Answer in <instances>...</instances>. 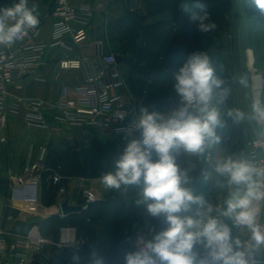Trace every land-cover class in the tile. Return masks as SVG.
<instances>
[{
    "label": "clouds",
    "instance_id": "obj_1",
    "mask_svg": "<svg viewBox=\"0 0 264 264\" xmlns=\"http://www.w3.org/2000/svg\"><path fill=\"white\" fill-rule=\"evenodd\" d=\"M264 15V0H250ZM203 9V4L197 3ZM185 11L190 9L185 6ZM191 22L199 31L215 28L206 12H192ZM35 6L28 0H18L11 7L0 8V45L11 46L22 40L28 30L39 25ZM173 88L180 104L167 116L141 107L130 125L141 132V139H131L115 161V170L99 177L106 189L143 183L142 203L147 214L163 218L166 230L142 246L126 252L124 264H257L255 254L264 247V229L257 223V202L264 201V168L241 157L228 156L217 162L215 172L226 178L225 188L232 189L224 207H214L203 196L194 194L187 170L176 162L173 152L182 149L192 155H202L211 143L219 142L217 128L222 125L220 112L211 106L215 89H221V102L228 95L224 81L215 75L206 53L194 52L174 73ZM245 83V81H241ZM254 119L264 123V101H254ZM228 115L239 121L244 113L229 110ZM116 117L123 121L124 112ZM153 153L156 159L153 160ZM196 206L195 215H187ZM213 213H216L215 215ZM231 220L233 227L250 232L247 241L234 239L232 228L221 218ZM197 246L207 252L201 259ZM99 264H103L101 260Z\"/></svg>",
    "mask_w": 264,
    "mask_h": 264
},
{
    "label": "crops",
    "instance_id": "obj_2",
    "mask_svg": "<svg viewBox=\"0 0 264 264\" xmlns=\"http://www.w3.org/2000/svg\"><path fill=\"white\" fill-rule=\"evenodd\" d=\"M150 0H70L71 3L81 5V4H91L94 9V19L89 27V35L94 40H103L104 51L113 52L116 55H120L123 59L120 63L117 64V68L123 73L126 82V95L127 102L130 106H144L147 107L144 102L146 99L147 91L141 92L139 90V96H135L134 89L129 87L128 80L129 78H142L143 75H139L138 72L131 73L130 64L140 63L141 65L152 63V62H161L164 61L161 57H155L151 54L146 53H134V52H122L119 47L121 45H125L129 38L126 36L127 26H124L122 23L126 18L131 17H140V22L148 26V29L151 27L152 33L155 34V39L158 43H161L162 32H164L165 28L162 25H159L158 22L173 13L172 7L163 6V3L159 0H154L156 4H159L157 7L150 8L148 6ZM236 1H233V8L236 10V14L239 17L236 23L229 26V29H226L225 32L231 37L230 38H216L212 41L209 39V35L204 37L201 31H193V27L196 26L191 22V14L194 12L193 9L189 8L188 4L185 2L182 10V14L185 15V18L188 19L187 15L190 14L189 17V27L187 25V31L185 34H182L181 40L184 41V45L186 49L194 51L195 45H200L202 47V53H206L210 59L211 66L214 69V72L224 73L227 72L226 81L229 85V93L233 96L234 108L233 110H239L244 113V118L237 121L235 119L227 118L226 113H222V130L227 126V119L233 120L236 124H239L241 127V138L239 143H241V151L235 157L246 158L248 152V141L254 136L257 128L258 122L254 119V113L252 110V102H251V88L248 80V73L246 67V61L244 59V51H242V47L249 48L248 50V62L250 64V68L252 71V80L254 82L255 78H261V75L257 73V70L254 66L255 60L259 58L257 56L254 45L252 41L245 40L239 38V33L242 31V16L248 15V13H253L251 11L254 8L250 4V0H244V6L241 7L240 4L236 5ZM18 2V0H10L8 5L4 3H0V8L11 7L14 3ZM56 0H28V6L31 8L35 6L36 14L39 17L40 25H41V38L50 43L52 40V23L54 18L52 16V11L55 6ZM162 4V5H161ZM240 5V6H239ZM187 6L190 11H185L184 8ZM207 10L199 11L196 9V13L203 14ZM139 15V16H138ZM120 24H122L120 26ZM198 29V27L196 26ZM154 29V30H153ZM199 30V29H198ZM129 32V30H128ZM177 28H175L174 33H170L168 35V45L169 42L173 40V38H177ZM198 32H201V38H197ZM156 33L160 35H156ZM225 33V34H226ZM206 34H208L206 32ZM238 35V37H237ZM139 43L142 37V32H138ZM167 36V34H165ZM146 45V43H144ZM264 46V44L262 45ZM95 54L94 50L90 51H81L75 49L72 52H67L61 48H49L45 55V63L41 66L42 78L34 79L31 77H26L22 83V85L13 90L14 96H17L23 100H49L54 101L57 97L64 91L66 86L80 85L83 84L91 73V69L88 64L83 66L78 70H63L59 66V61L66 57H74V56H93ZM126 58V59H124ZM187 60V59H186ZM162 63V62H161ZM215 66L217 67L215 71ZM139 75V76H138ZM216 75V74H215ZM245 81L242 83L241 81ZM215 92L213 94V99L211 101V106L215 107ZM149 109V108H148ZM16 126H23V124L27 127H35L30 124L27 119V107L25 103H19L11 107L10 110V118L9 124L6 128L0 127V154L2 151L1 143L6 145L9 142V135L15 134L14 124ZM39 128V127H37ZM89 127H82L76 129H85ZM75 130V129H74ZM48 131V130H47ZM48 132L61 134L64 131L57 130H49ZM72 131H69L71 133ZM222 137V136H221ZM6 138L5 141L3 139ZM230 138V136H228ZM222 148H218L217 151L207 152L203 154V160L205 164V172L207 176L206 182L203 181L201 183L196 184L195 186H189L194 191V194L203 196L205 200H207L214 207L223 208L224 201L231 194L232 189L225 188L224 185L226 183V178L218 175L215 172V165L217 162L223 160L225 157L222 153ZM192 166V165H191ZM43 173V172H42ZM42 173L39 182V200L42 201V204L45 209L48 210L49 218L57 217L63 223L58 228V233L56 236L46 235L50 237L54 242H61L62 240L74 239L78 242L75 247L78 252L69 253L65 252L64 249H60L57 246H51L43 249L40 252L35 253L36 256H47L51 262V264H99L102 260L103 264H124L123 257L126 252L134 251L136 248L134 246V238H135V229L139 225H143L149 229L153 230V236L163 230H166L168 225L164 222L163 218H153L144 213L141 214V221H137L133 224L132 230L126 232L123 228L121 230L113 227L112 221L114 219H123V217L128 216L127 212L124 210L118 211L114 207H112L111 202H118L121 204H125L126 207L129 208L130 205L133 204L134 196L127 193L128 185H122L120 189H106L104 185L100 182L99 177L89 178V177H69L66 182L61 183L57 182L54 184L55 196L52 205L45 206L43 203V187H42ZM59 174V172H54L51 175L53 178L54 174ZM62 177V176H61ZM62 179V178H61ZM12 185V184H11ZM10 185V189H11ZM61 188H64V192L61 191ZM86 191H91L97 197V201L94 204H90L88 207H84L81 212L64 215L61 210V206L64 203L65 199H69L70 205H84L85 204V193ZM11 192V191H10ZM100 201H105L106 204L103 206L99 203ZM18 209L20 210H36L38 211L37 205H29L25 202H17L16 203ZM92 205L93 208L89 207ZM259 208V215L257 218V223H259L264 229V201L257 202ZM36 206V207H35ZM197 211L196 206H193L191 212L186 213L187 215H195ZM0 213H6L3 209H0ZM93 216L94 219H98L100 222L96 224L95 227L98 229H102V227H110L115 228L114 232H106V236L108 240L114 239L113 241H108L107 246L98 252L97 250L92 253L90 260L85 261L84 254V246L86 243V237L79 233V227L69 221L73 215H76L74 219L82 218L84 215ZM214 215L216 213H213ZM127 215V216H126ZM140 215V214H139ZM140 219V218H139ZM225 223L232 228V233L234 239H239L240 241H247L250 237V232L247 228L244 227H233L231 220L227 218H221ZM17 220V218H12L11 220L7 219L5 221V226L7 228L12 227L13 222ZM25 220V219H23ZM89 220V219H88ZM107 220L108 223L105 225L103 222ZM28 223L31 221L25 220ZM33 224V223H30ZM119 226V225H117ZM99 230V231H100ZM103 231V230H101ZM43 233V232H42ZM152 236V237H153ZM151 237V239H152ZM198 256L201 254L207 253L205 249L200 246H197L194 249ZM256 256L258 259L264 261V247H261L257 250ZM159 264V262H158Z\"/></svg>",
    "mask_w": 264,
    "mask_h": 264
},
{
    "label": "built area",
    "instance_id": "obj_3",
    "mask_svg": "<svg viewBox=\"0 0 264 264\" xmlns=\"http://www.w3.org/2000/svg\"><path fill=\"white\" fill-rule=\"evenodd\" d=\"M52 16L54 21L50 43L41 38L39 23L36 28L28 30L22 40L11 46L0 45V127L8 126L11 107L25 103L29 123L46 131L62 132L89 127L116 137L141 136V132L132 129L130 125L138 117L140 108L144 106L128 104L126 82L123 73L117 68L116 54L104 51L103 40H94L90 37L89 27L94 19L91 4L77 5L70 0H56ZM54 47L67 52L75 49L83 52L94 50L95 54L90 57H66L59 61V66L63 70H78L88 64L91 73L87 80L80 85L66 86L54 101L23 100L14 96L13 90L20 87L26 77L42 78L41 66L45 63V55L49 48ZM252 94L253 100L258 101L253 85ZM118 112L126 114L125 120L121 121L116 117ZM161 114L167 116L169 112ZM5 140L6 138L3 139ZM247 145L246 159L255 167L264 168V123L258 124L254 136ZM46 169L43 157L28 162L19 176L13 180L10 189L12 201L37 205L41 173ZM61 178L57 173L53 175L55 183L60 182ZM61 191L64 192V188H61ZM96 201L95 194L86 191L84 207ZM7 219L11 220L12 217L0 213V264H51L47 256H36L35 253L51 246L64 249L78 244L73 238L54 242L34 224H30L23 235L13 233L5 226ZM134 234V246L138 248L142 246L141 241L151 239L153 230L139 225ZM206 257L207 253L200 256L201 259ZM255 259L257 264H264L256 254Z\"/></svg>",
    "mask_w": 264,
    "mask_h": 264
},
{
    "label": "trees",
    "instance_id": "obj_4",
    "mask_svg": "<svg viewBox=\"0 0 264 264\" xmlns=\"http://www.w3.org/2000/svg\"><path fill=\"white\" fill-rule=\"evenodd\" d=\"M163 3V6L172 7L173 13L165 16L162 18L158 24L162 25L165 28L164 32H162L161 37V43H158L155 39V34L152 33L151 27L148 29V26L145 24H142V20L140 22V19L137 17H131L126 18L125 21L122 23L124 26H127L126 29V36L129 38L127 43L125 45H121L119 49L122 52H134V53H146L151 54L155 57H161L164 61L161 62H152L147 63L144 65H141L139 62L133 64H130V71L138 72L139 75H143L142 78H129L130 83L132 84V88L134 90H139V86L141 90L147 91L146 99L144 104L148 106L150 111H157L160 113L163 112H169L168 110H171L177 106L179 103V96L177 94H174L171 89H167L165 86L168 83L174 82V73L179 69V67L182 66V64L186 61V59L194 52H196V48L194 47V51H191L189 49L185 48L184 41L181 40L182 34H185L187 31V25L189 27V17L190 14L187 15L188 19L185 18V15L182 14V10L184 7V3L186 2L189 6V8L193 9L194 12H196V9L199 11L201 10H207L209 14L211 13H217L220 11L224 6L223 0H159ZM4 3L8 5L10 0H0V3ZM200 3L203 4V9L197 8L196 4ZM159 4H156L154 0H150L148 6L150 8L157 7ZM162 5V4H161ZM120 24V26L122 25ZM175 28H177V38H173L171 42L168 43V35L170 33H174ZM129 30V32H128ZM154 30V29H153ZM142 32V37L140 39L139 43V36L138 32ZM193 31L196 33V31H199L196 26L193 27ZM167 34V36H165ZM199 37H201V32H198ZM156 35H160L156 33ZM203 35L206 36V32L203 33ZM200 39V38H199ZM146 43V45L144 44ZM126 59V58H124ZM217 67L215 66V71ZM138 75V76H139ZM130 84V85H131ZM143 84L144 86H141ZM227 98H229V92L227 95ZM227 102V101H226ZM231 103V101H230ZM180 104V103H179ZM227 127H225L224 131L226 135L230 133L231 131L235 132V136L238 137V141H240L241 138V127L239 124H236L233 120L228 121ZM238 132V134H237ZM118 153H122V148L118 149ZM181 149H178V151L173 152L174 156L176 157L177 164L182 168L187 170L188 175L190 177L191 183L189 186H195L198 183H201L203 181L206 182L207 176H206V170H205V164L203 160V154L201 157L198 155L197 157L191 158V154L184 153L182 151H179ZM153 156L156 157V154L153 153ZM111 159V158H110ZM154 159V158H153ZM112 159L109 160L107 163L96 165V162L94 159H90L88 161L87 166L84 165L82 159L80 157H73L67 166H60L59 163L52 159L47 158L46 159V166L47 169L43 171L42 173V187H43V203L45 206L52 205L54 201L55 196V190H54V184H53V178H51V175L54 172H59L62 176L61 183L66 182V180L69 177H89V178H95L102 176L103 174L114 171L115 168L111 167ZM192 165V166H191ZM197 186V185H196ZM142 190H143V184L139 185H128L127 187V193L134 196L133 204L128 207H126L125 204L111 202L112 207L117 209L118 211H126L128 210V216L123 217V219H114L112 221L113 227L117 228H123L124 231L129 232L132 230L133 224L137 221H141L142 216L141 214L144 213L146 215L147 212L145 211L144 205L142 203H138V201H142ZM102 206L106 204L105 201L99 202ZM94 204V203H93ZM93 208L92 205L89 207ZM140 214V215H139ZM76 215H73L71 219H68L77 227H79V233H81L83 236L86 237V243L84 246V254L85 261H89L90 257L93 252L96 250L99 252L102 249H104L108 241H113L114 239L108 240L106 236V232H114L115 228L110 227H102L101 231L96 226L97 223L100 221L98 219H94L93 216H90L88 214L84 215L82 218L74 219ZM149 216V215H148ZM140 218V219H139ZM89 219V220H88ZM58 221L59 226L63 223L59 218L57 217H51L47 220H44L43 223H54ZM105 225L108 223L107 220L103 222ZM119 225V226H117ZM58 226V228H59ZM118 231H120L121 229ZM87 229V230H86ZM100 230V231H99ZM43 234L48 235V233L41 230ZM58 233V229L56 230V233L54 236H56ZM98 247H101L98 249Z\"/></svg>",
    "mask_w": 264,
    "mask_h": 264
},
{
    "label": "rangeland",
    "instance_id": "obj_5",
    "mask_svg": "<svg viewBox=\"0 0 264 264\" xmlns=\"http://www.w3.org/2000/svg\"><path fill=\"white\" fill-rule=\"evenodd\" d=\"M223 1L224 6L220 11L214 14L208 13L210 21L215 24V28L212 31L207 32L208 34H206L209 35L211 43L218 37H227L232 39L234 36L230 37L227 34L228 32L226 33L225 30L229 29V26L236 23L240 17L236 14V10L232 7L234 4L233 1L235 0ZM238 4L243 7L244 0H237L236 5ZM251 11H253V13H248V15L242 16V31L239 33V38L243 41H252L254 45L253 48L255 49V51H257L256 55L259 56V58L255 60L254 66L257 70V73L261 75L264 81V46H262L264 44V15H261L255 8H252ZM197 38H201L199 37V34L197 35ZM195 48L196 52H200L202 49L200 45H195ZM248 50V47H242V51H244V59L246 61L249 85L251 88V86L253 85V74L250 68V64L247 60ZM215 74L217 77L224 81L222 87L228 89L229 92V85L226 81L227 72H217ZM255 80H257V78H255ZM127 83L128 85L131 84L129 80ZM173 85L174 82H171L168 83L165 87L167 89H171L172 92L176 94ZM141 86L144 85L141 84ZM129 87L132 88V84L129 85ZM138 88L141 94L143 90L140 89V86ZM139 90H134L135 96L137 97L139 96ZM215 92H218V94H215V106L220 112L221 119L224 113H226V115L228 116L227 118L232 119L233 117H230L228 115V112L229 110H233L234 108L233 96L229 93V98L226 97L221 102V89H215ZM250 92L251 102L253 105L254 100L252 88ZM261 101H264V85L261 95ZM178 105L179 103L177 104V106ZM168 111L170 112V110ZM231 119H227V125H229L228 121ZM222 128L223 127L221 125L216 130L217 135L220 138L219 142L211 143L204 153H207L208 151H217L218 148L221 147V151L225 158L228 156L235 157L241 151V143L238 142V137L235 136L234 131H231L226 135L224 131L225 128L223 130ZM14 129L15 134L9 135V142H7L6 145L1 143L2 151L0 154V209H3L6 215L11 216L12 218L31 221L30 223L39 226L40 231L43 230L44 232L53 236L58 229L59 223L58 221L48 224L43 223L44 220H47L49 215L48 210L44 208L42 201L40 202L39 200L37 202V206H39L38 211L28 209L22 211L18 209L16 202L12 201L10 185L13 183V180L22 172L23 167L28 162H34L40 157H43L45 162L47 158H52L56 160L60 166H67L69 164V161L73 157L77 156L82 159L84 165L86 166L90 159H94L96 165L98 166L107 163L112 159V162L110 164L112 168H115V161L119 159L121 155L120 153H118V149L122 148V150H124L126 144L131 139H141V136L116 137L96 128L75 129L70 130L72 131L71 133H69V131H64V133L57 134L37 127H27L26 124H23V126H21V124L20 126H16L15 123ZM228 136H230V138H228ZM175 151H178V149H176ZM179 151L184 152L182 149ZM190 156L192 158L193 156L197 157L198 155L192 156L191 154ZM199 157H201V155ZM153 158V160L156 159L155 156H153Z\"/></svg>",
    "mask_w": 264,
    "mask_h": 264
},
{
    "label": "water",
    "instance_id": "obj_6",
    "mask_svg": "<svg viewBox=\"0 0 264 264\" xmlns=\"http://www.w3.org/2000/svg\"><path fill=\"white\" fill-rule=\"evenodd\" d=\"M122 59L123 58L120 55H116L117 63H120L122 61ZM83 208H84L83 204L82 205H76V206L70 205L68 198L65 199L64 203L61 206V210H62V213L64 215H70V214L81 212L83 210ZM29 227H30V223H28L27 221H25L23 219H17L13 222L12 227H11V231L13 233L23 235L27 232ZM64 251L69 252V253L78 252V250L73 246L65 247Z\"/></svg>",
    "mask_w": 264,
    "mask_h": 264
},
{
    "label": "bare ground",
    "instance_id": "obj_7",
    "mask_svg": "<svg viewBox=\"0 0 264 264\" xmlns=\"http://www.w3.org/2000/svg\"><path fill=\"white\" fill-rule=\"evenodd\" d=\"M263 85H264V81L261 78H257V80H254V82H253L256 98H257L258 101H259V99L261 97L260 95H261V92L263 90Z\"/></svg>",
    "mask_w": 264,
    "mask_h": 264
}]
</instances>
